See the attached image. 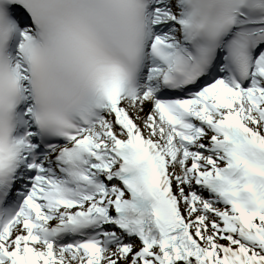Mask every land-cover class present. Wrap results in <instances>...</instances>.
<instances>
[{
  "label": "snow or ice",
  "instance_id": "snow-or-ice-1",
  "mask_svg": "<svg viewBox=\"0 0 264 264\" xmlns=\"http://www.w3.org/2000/svg\"><path fill=\"white\" fill-rule=\"evenodd\" d=\"M0 264H264V0H0Z\"/></svg>",
  "mask_w": 264,
  "mask_h": 264
}]
</instances>
